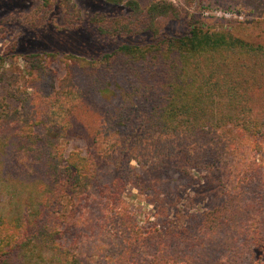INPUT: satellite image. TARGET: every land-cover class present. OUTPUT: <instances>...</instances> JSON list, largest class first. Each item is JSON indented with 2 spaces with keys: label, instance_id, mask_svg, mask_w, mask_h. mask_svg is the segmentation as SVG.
Here are the masks:
<instances>
[{
  "label": "trees",
  "instance_id": "16d2710c",
  "mask_svg": "<svg viewBox=\"0 0 264 264\" xmlns=\"http://www.w3.org/2000/svg\"><path fill=\"white\" fill-rule=\"evenodd\" d=\"M40 1L47 11L57 2L72 28L74 0ZM105 1L124 4L130 13L91 19L100 34H150L149 40L122 43L98 60L45 51L23 55L33 89L17 90V107L0 115V177L9 180L5 163L24 152L33 172L19 174V181L10 177L30 187L29 203L40 202L30 213L0 212V264H23L36 251L38 257L49 252L72 264H87L91 255L99 264H150L136 248L140 244L148 246L152 264H264V45L194 17L185 32H169L168 24L183 15L168 0ZM4 60L0 55V64ZM87 95L107 111L95 135L87 137L91 149L66 154L60 138ZM244 141L249 154L231 173L226 155ZM152 158L175 160L172 172L181 184L194 179L192 166L223 167L224 174L231 173L228 206L204 211L198 232L190 236L146 232L132 224L121 206L122 174L92 194L97 160H134L153 169ZM65 197L80 206L79 216L61 210ZM63 225L66 230L77 225L84 233L78 253L77 238L63 241Z\"/></svg>",
  "mask_w": 264,
  "mask_h": 264
},
{
  "label": "rangeland",
  "instance_id": "374dc122",
  "mask_svg": "<svg viewBox=\"0 0 264 264\" xmlns=\"http://www.w3.org/2000/svg\"><path fill=\"white\" fill-rule=\"evenodd\" d=\"M74 1L76 22L72 28H67L63 8L58 6L57 2L50 11H47L41 10L40 0H0V55L5 59L0 64V115L9 107H17L18 102L14 98L17 90H22L25 86L28 92H32L30 81H26L28 70L23 55L45 51L56 53L59 57L73 54L98 60L122 43H144L149 40L150 34L135 37L104 36L98 32L96 24L90 22L95 17L108 19L126 17L130 11L124 4H113L105 0ZM168 1L178 6L183 15L179 21L168 24L169 32H185L187 21L194 17L211 27L229 28L243 38L264 45V0ZM92 99L91 95H87L75 105L72 127L60 138L66 154L71 151L86 153L87 149H91L87 137L95 135L100 116L107 111ZM259 101L261 100H257V103H260ZM38 132L40 133V129ZM245 144V141L242 142L238 149L226 155L229 172L235 174L237 167L243 162V157L249 154ZM23 154L24 152H17L9 159L8 164L5 163L9 169H6L9 180L3 183L0 177V212L9 217L24 209L30 213L40 202V199H33V202L29 203L27 196L30 187L16 182L20 179L19 174L33 172L31 160L23 159ZM258 155L263 157L261 154ZM111 160H97L96 176L91 185L92 194L99 193L106 185H112L122 174L125 182L121 190V206L127 207L132 224L134 221L138 228L146 232L185 231L184 235L193 236L198 232L202 221L201 214L204 211L229 204L231 173L224 174L223 167L218 166L209 171L207 168L199 169L192 166L191 173L194 179L181 184L172 172L178 165L172 158L163 162L152 158L153 169L146 163L134 160L126 164H117ZM1 165L2 163L0 170ZM231 169H234V172ZM10 176L16 178L14 179L16 181ZM255 186L251 185L248 189L254 192ZM31 189L33 190L32 187ZM66 194L69 196L68 192ZM64 200L62 205L65 209L61 210L65 214L74 211L76 216L81 214L80 206L74 205L75 200L71 201L67 197ZM60 230L64 242L70 244L78 239L75 241L77 246H73V251L78 253L79 242L80 245L85 242V237L82 236L84 233H81L79 226L74 225L66 230L63 225ZM77 234L81 236L77 237ZM26 247L32 250L34 244ZM137 247L146 262L152 264L153 258L148 246L140 244ZM60 261L49 252L38 257L36 251L29 259L24 260L23 264H72L69 261ZM99 262L96 255H91L87 264Z\"/></svg>",
  "mask_w": 264,
  "mask_h": 264
}]
</instances>
